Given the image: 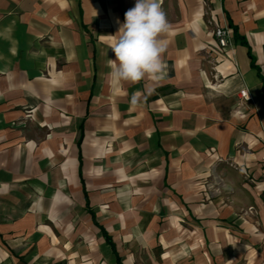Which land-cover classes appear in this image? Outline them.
Here are the masks:
<instances>
[{
    "label": "crops",
    "instance_id": "0c3cea01",
    "mask_svg": "<svg viewBox=\"0 0 264 264\" xmlns=\"http://www.w3.org/2000/svg\"><path fill=\"white\" fill-rule=\"evenodd\" d=\"M135 2L0 0V264H264V0H160L162 74L116 83Z\"/></svg>",
    "mask_w": 264,
    "mask_h": 264
},
{
    "label": "clouds",
    "instance_id": "9594fccd",
    "mask_svg": "<svg viewBox=\"0 0 264 264\" xmlns=\"http://www.w3.org/2000/svg\"><path fill=\"white\" fill-rule=\"evenodd\" d=\"M170 27L160 0H136L134 7L125 12L110 48L114 54V59L108 60L112 81L136 83L162 74L166 42L160 36Z\"/></svg>",
    "mask_w": 264,
    "mask_h": 264
},
{
    "label": "rangeland",
    "instance_id": "374dc122",
    "mask_svg": "<svg viewBox=\"0 0 264 264\" xmlns=\"http://www.w3.org/2000/svg\"><path fill=\"white\" fill-rule=\"evenodd\" d=\"M215 64L216 63L213 60L209 63L210 75H216V73L214 71L215 70L214 69ZM216 77H217V75H216ZM197 170L198 171H196V172L199 175H201V174L206 175L207 174V183H206L205 187L208 191L218 192L219 188H222L220 185V180L222 179V176L220 175V173H218L219 172V165L202 166V167H199ZM120 188L121 189L118 188V191H120V190L126 191V189H127L126 186H122ZM119 205L122 207V209L125 210V209H128V207L130 208L131 203H130V201L129 202H119ZM96 210H98L97 212H102L103 209H102V207H97ZM168 214H170V213H168ZM181 220L182 221L180 223L182 224V226H184V227L189 226L187 219L183 215L181 216ZM183 243L184 244L181 245L180 250H181L182 257L186 258V257H189L190 254L188 251V247L185 244L186 241H184ZM158 262H160V261H157V260L156 261H150L151 264H157ZM148 263H149L148 261H135V264H148ZM171 264H180V261H172ZM182 264H185V263L182 261Z\"/></svg>",
    "mask_w": 264,
    "mask_h": 264
},
{
    "label": "built area",
    "instance_id": "2783aa9c",
    "mask_svg": "<svg viewBox=\"0 0 264 264\" xmlns=\"http://www.w3.org/2000/svg\"><path fill=\"white\" fill-rule=\"evenodd\" d=\"M214 32L217 37L220 50L222 52L227 51L233 45L231 28H229L228 25L223 21L222 24L220 23L215 27ZM240 94L245 99L249 98L247 89H242Z\"/></svg>",
    "mask_w": 264,
    "mask_h": 264
},
{
    "label": "trees",
    "instance_id": "16d2710c",
    "mask_svg": "<svg viewBox=\"0 0 264 264\" xmlns=\"http://www.w3.org/2000/svg\"><path fill=\"white\" fill-rule=\"evenodd\" d=\"M227 20H228V19H227ZM228 27L232 29V31H233V36L236 37L235 29H233V26H231L230 22L228 23ZM262 90H263V93H264V80H263Z\"/></svg>",
    "mask_w": 264,
    "mask_h": 264
}]
</instances>
